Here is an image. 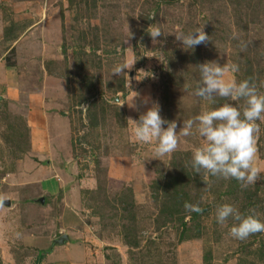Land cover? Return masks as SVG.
Wrapping results in <instances>:
<instances>
[{
    "label": "rangeland",
    "instance_id": "1",
    "mask_svg": "<svg viewBox=\"0 0 264 264\" xmlns=\"http://www.w3.org/2000/svg\"><path fill=\"white\" fill-rule=\"evenodd\" d=\"M55 7L51 57L43 65L44 55L21 42L22 102L0 99V264H264V232L235 239L234 221L220 225L215 215L231 203L264 219V173L247 188L212 176L206 185L191 163L202 137H181L174 153L155 158V145L130 142L129 121L158 102L179 131L205 107L223 104L194 95L206 61L236 63L237 80L252 77L264 92V0H58ZM151 25L164 32L155 44ZM197 28L210 40L185 50L175 32ZM18 46L5 60L20 57ZM125 63L133 65L112 75ZM29 111L40 113L34 119ZM47 126L67 130V149L53 166L61 189L38 199L36 173L55 160L27 158L32 132ZM257 147L264 164V123ZM185 202L204 211L188 212ZM33 234L52 240L29 246Z\"/></svg>",
    "mask_w": 264,
    "mask_h": 264
},
{
    "label": "clouds",
    "instance_id": "2",
    "mask_svg": "<svg viewBox=\"0 0 264 264\" xmlns=\"http://www.w3.org/2000/svg\"><path fill=\"white\" fill-rule=\"evenodd\" d=\"M162 32L159 27H149L148 33L154 44L159 42ZM175 37L185 50L195 49L210 40L204 28L187 34L175 32ZM132 65H117L112 75L119 76ZM199 71L200 83L194 95L208 105H217V98L225 102L217 107H205L194 118L183 121L179 131L177 122L165 120L159 103L153 102L138 120L129 118L130 142L134 145H155L154 157L161 158L178 149L181 137L198 134L204 142L193 149L191 163L201 180L207 185L210 176L231 178L239 181L241 188H247L264 173L257 147L260 123H264V92L260 91L252 77L237 80L239 66L236 63L206 61L199 64ZM184 208L188 212H203L199 203L185 202ZM215 215L220 225H224L229 218L234 221L230 235L235 239L244 241L264 232V219L255 209H249L245 214L235 205L223 203L216 207Z\"/></svg>",
    "mask_w": 264,
    "mask_h": 264
},
{
    "label": "crops",
    "instance_id": "3",
    "mask_svg": "<svg viewBox=\"0 0 264 264\" xmlns=\"http://www.w3.org/2000/svg\"><path fill=\"white\" fill-rule=\"evenodd\" d=\"M57 1L58 0H0V99L7 96L14 101L20 100V102H22L19 97L20 91L18 90L21 78L18 77L15 72L16 70L24 69L21 66V55L24 53L23 44H21V42L25 41L29 51H34L35 49L34 53L39 54L41 52V54L44 55V59L41 60L43 65L47 61L46 59L51 57V55H49L52 53L51 35L53 32V28H51V9H56L55 5ZM9 24H17L19 27L16 26V28H13L12 32L9 33V31L6 32ZM17 44H19L17 54L18 56L20 55V57L14 60H5V55L8 53L9 49H13ZM19 47H21L20 51ZM34 63L39 62L33 60L32 64ZM47 85L48 82H46V86ZM34 101L35 100H32V102ZM39 113L40 112L29 111V118L35 119L36 115ZM48 118L50 119L51 117ZM37 132H32V136H34L31 142L32 149L28 152L33 157L27 158V163L31 164L35 162L36 156L39 162H42V160L48 156L53 157L49 159L55 160V163L52 165H50L51 163L45 166L41 164L42 167L39 169L41 172L36 173L39 175V182L41 183L40 188H42V190H40V193L38 192V196L35 198L50 199L55 192L57 193L61 189V184L56 180L59 174H54L55 168L53 166L58 163L57 158H59V155L61 157L62 153H66L67 145H65V139H63V137L67 130L65 132L64 129L61 131L53 126L51 129L47 126L41 128V130ZM55 136H57L58 140H55ZM55 143L58 144L57 150L54 148ZM36 166L37 165H34L35 168H38ZM30 197H32V194ZM65 223L68 222L63 220V224ZM51 238L50 235H46L40 239L33 234L26 236L25 241L29 246H35L36 244L41 246L47 244L48 240H52Z\"/></svg>",
    "mask_w": 264,
    "mask_h": 264
},
{
    "label": "trees",
    "instance_id": "4",
    "mask_svg": "<svg viewBox=\"0 0 264 264\" xmlns=\"http://www.w3.org/2000/svg\"><path fill=\"white\" fill-rule=\"evenodd\" d=\"M204 211V210H203Z\"/></svg>",
    "mask_w": 264,
    "mask_h": 264
}]
</instances>
